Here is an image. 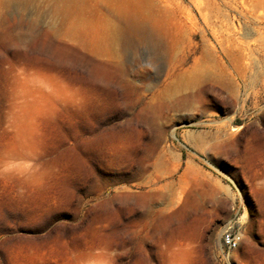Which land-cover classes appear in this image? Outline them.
I'll list each match as a JSON object with an SVG mask.
<instances>
[{
	"label": "rangeland",
	"instance_id": "374dc122",
	"mask_svg": "<svg viewBox=\"0 0 264 264\" xmlns=\"http://www.w3.org/2000/svg\"><path fill=\"white\" fill-rule=\"evenodd\" d=\"M133 2L0 0V264H264V0Z\"/></svg>",
	"mask_w": 264,
	"mask_h": 264
},
{
	"label": "bare ground",
	"instance_id": "6f19581e",
	"mask_svg": "<svg viewBox=\"0 0 264 264\" xmlns=\"http://www.w3.org/2000/svg\"><path fill=\"white\" fill-rule=\"evenodd\" d=\"M5 1H7L8 3L15 2V4L18 3V5L19 4L23 5V4H27L28 2L30 3L33 0H5ZM55 1H56L55 9L58 11H61V13L63 14V13L70 12L72 9L78 8L79 5L77 3H79L81 0H55ZM112 1L113 2L118 1L119 4L115 5L113 9L116 12L117 16H119L123 20L125 27L123 28L120 25L112 23V22L107 23L105 25L106 28H105V33H104V37L106 38V40H108L111 44L118 46L123 40H125L126 34L140 35L139 36L140 39H145L146 31H145L144 23H143L145 16H144V13H142L141 8L136 3H134L137 1H134V2L133 0H112ZM109 6L111 8L113 7L112 4H110ZM130 233L131 232L129 231V239H128V246H127V252H128L129 259L132 257Z\"/></svg>",
	"mask_w": 264,
	"mask_h": 264
},
{
	"label": "built area",
	"instance_id": "2783aa9c",
	"mask_svg": "<svg viewBox=\"0 0 264 264\" xmlns=\"http://www.w3.org/2000/svg\"><path fill=\"white\" fill-rule=\"evenodd\" d=\"M224 242L228 247H235L236 243H237V239L234 235H232L231 233L227 232L224 234Z\"/></svg>",
	"mask_w": 264,
	"mask_h": 264
}]
</instances>
